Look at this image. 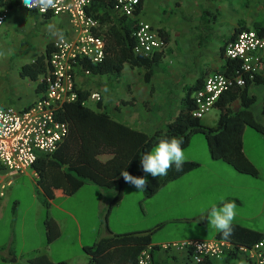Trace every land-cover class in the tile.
<instances>
[{
	"label": "crops",
	"instance_id": "obj_1",
	"mask_svg": "<svg viewBox=\"0 0 264 264\" xmlns=\"http://www.w3.org/2000/svg\"><path fill=\"white\" fill-rule=\"evenodd\" d=\"M2 7L0 5V11ZM94 7L90 8L92 14ZM102 8L96 13L102 14ZM114 17L120 16L115 14ZM127 18L151 23L166 41V48L157 51L163 52V56L152 66L149 81L146 79L148 69L144 66L133 67L126 62L121 72L100 74L85 68L81 61L75 68L76 83L78 90L89 92L85 101L87 106L96 111H106L118 122L151 133L177 118L188 86L197 84L201 87L210 73L220 71L226 62L225 45L239 30L264 28V0H142L136 14ZM113 23H103L98 31L106 36ZM71 34L72 26L65 14L42 15L25 9L21 4L10 7L6 21L0 25V107L13 105L25 109L43 95L46 88L44 79L49 70L48 50L53 51L60 37ZM41 57H44L47 70L27 69L28 74L24 75L23 69ZM258 78L260 81H252L246 91L253 99L250 110L264 125L257 117L264 116V55ZM94 92L100 94L99 101L90 97ZM230 107L234 112L243 109L242 98L231 102ZM220 112V108L214 106L207 117L209 120L203 121L206 115L201 122L215 127ZM247 128L245 126L242 134L243 149L247 159L252 160L245 146ZM258 137L264 140V132L258 131ZM74 148V145H69L70 150ZM113 157V153L107 152L96 156L101 163H107ZM67 169L68 164L64 163L41 176L33 167L27 173L17 175L4 196L0 194V264H35L34 260L40 257L54 263L90 264L87 247L96 241L133 230L146 231L159 223L164 224L153 230L151 243L147 246L152 248L153 264H197L192 259L191 250L177 248L174 244L223 238L208 223L211 207L228 201L241 204L236 196L218 199L198 212L193 226L182 231L184 236L158 240L154 238L155 232L168 223L188 219L187 216H172L167 221L150 224L155 218L157 198L164 194L161 190L168 186L165 198L172 207L175 192L179 191L175 182L185 177L187 172L168 180L151 196H147L145 191L139 193L133 185L125 183L121 199L110 206L117 186L104 187L88 182L71 193L73 182L63 176ZM257 170L258 174L254 176L261 185L254 187L263 194L261 209L249 218L240 216L237 211L233 226L264 232V226L260 224L244 226L241 222V219L252 222L264 213V170ZM6 178L0 170V181ZM252 188L247 186V190ZM93 214L96 222L91 228L89 222L93 220ZM231 237L226 240L239 242ZM210 261L212 264H234L231 257Z\"/></svg>",
	"mask_w": 264,
	"mask_h": 264
},
{
	"label": "trees",
	"instance_id": "obj_2",
	"mask_svg": "<svg viewBox=\"0 0 264 264\" xmlns=\"http://www.w3.org/2000/svg\"><path fill=\"white\" fill-rule=\"evenodd\" d=\"M23 0H0V5L12 7L21 4ZM142 2V0H141ZM93 14L98 18L99 26L103 23L114 22L107 30L106 51L107 55L102 63H92L87 60L84 67L94 73L106 74L121 72L126 62L133 67L144 66L148 70L146 79L149 81L152 75L153 65L163 56V52H155L151 55L136 54L135 30L137 21L118 15L114 11V0H93ZM141 5V4H140ZM102 6L104 8H102ZM140 7V6H139ZM100 8L102 14L96 13ZM117 14L120 17H114ZM113 18V19H112ZM243 30V29H241ZM239 30V32L241 31ZM264 35V28H257ZM101 34V31H98ZM238 32V33H239ZM237 33V34H238ZM233 36L230 40L234 39ZM229 42V41H228ZM52 50H48L47 58ZM225 56V48H224ZM225 65L220 72L227 74L235 73L241 67L240 62L226 57ZM48 62V61H47ZM27 69L32 71H46L44 57L39 58L35 64L25 67L23 74L27 75ZM36 76V74L29 72ZM247 84L244 88L234 87L221 95L215 106L221 110L218 124L215 127L206 126L200 118L193 115L195 101L192 94L200 88V85L188 86L186 96L183 98L179 115L164 128H158L151 133L133 128L125 123L118 122L106 111H96L85 104L89 92L79 89L77 98L65 102L59 111L58 118L69 123L70 130L64 143L52 154L41 155L34 163L41 176L51 168L62 167L68 164L67 171L63 176L73 182L69 192H75L85 183L93 182L104 187L117 186V192L112 196L110 206L118 202L123 193V185L126 183L121 175L122 171H128L136 177H145L142 170L141 157L149 152L150 148L157 144L162 137H183L182 147H186L194 133L201 132L206 135L211 154L216 159H224L232 164L240 172L257 175V168L247 159L244 149L242 134L245 126H250L264 132V125L260 123L250 110L253 99L247 95V86L252 82H259L258 75L251 80L247 75ZM199 86V87H198ZM241 97L243 109L234 112L230 103ZM264 114V103L263 110ZM68 144V146H64ZM75 146L70 150L69 145ZM113 153L114 157L107 163H101L96 156L100 153ZM200 165L194 160H186L182 172L169 170L166 176L146 178L148 184L144 190L147 196L153 195L168 180H172ZM117 177H119L117 179ZM159 223L146 231H130L108 238H102L93 245L87 247L91 256L90 264H135L141 251L151 243V234L163 226ZM232 239L240 244L252 245L264 239V232H257L240 226H233ZM51 238V232L48 231ZM222 237V235L220 234ZM35 264H66L65 262L54 263L40 257L34 260ZM198 264H212L208 259Z\"/></svg>",
	"mask_w": 264,
	"mask_h": 264
},
{
	"label": "built area",
	"instance_id": "obj_3",
	"mask_svg": "<svg viewBox=\"0 0 264 264\" xmlns=\"http://www.w3.org/2000/svg\"><path fill=\"white\" fill-rule=\"evenodd\" d=\"M92 3L93 0H56V7L46 10L39 7L29 9L21 3L25 9L42 15H67L72 34L60 37L51 52L43 95L25 109L13 105L0 107V170L7 176L0 181L1 196L17 175L32 170L38 157L54 153L67 137L69 124L58 118V114L65 102L77 98L76 66L82 60L97 64L106 58V40L97 32L99 21L90 12ZM140 4L141 0H114V11L121 16L133 17ZM9 13L10 7L1 8L0 25ZM134 34L136 54L151 55L167 46L158 29L147 21L138 19ZM263 55L264 35L256 29L241 30L225 45V56L239 61L241 67L232 74L210 73L193 93V115L200 119L205 117L223 93L235 86L245 87L246 75L254 80L260 73ZM90 97L101 99L97 92L91 93ZM174 246L191 250L192 259L197 264L205 259L224 257H231L234 264H264V239L247 245L214 237ZM135 264H153L152 248H144Z\"/></svg>",
	"mask_w": 264,
	"mask_h": 264
},
{
	"label": "rangeland",
	"instance_id": "obj_4",
	"mask_svg": "<svg viewBox=\"0 0 264 264\" xmlns=\"http://www.w3.org/2000/svg\"><path fill=\"white\" fill-rule=\"evenodd\" d=\"M206 115L203 121L209 120L207 117L210 114ZM257 117L264 123V116L259 117L257 115ZM155 145L150 148L149 152ZM245 146L247 154L252 159H249L250 162L255 167L264 170V150H262L264 140H261L258 137V131L250 126H248L245 134ZM183 150L185 161L194 160L199 162L200 165L188 171L185 177L175 182V186H177L179 191L175 192L172 207L168 203L167 198H165L168 186L161 190L164 194H159L157 198L158 206L154 210L155 218L151 219L150 224L154 225L160 221H167L172 216H187L188 219L185 222L168 223L155 232V239L162 240L167 239L168 236H184L182 231H186L187 226H193V220H195L198 212L208 208L212 202L226 196H236L241 200V204H237L236 211L242 217H253L260 211V200L263 194L262 191L254 186L261 185V182L252 174L240 172L224 159H215L211 154L205 134L201 132L194 133L190 138L189 144ZM150 177V174H146V178ZM247 186L253 188L247 190ZM138 192L143 193V191L139 190ZM95 222L93 214V220L89 222L91 228L94 227ZM241 222L244 226H254L255 223L258 226L259 224L264 226V213L252 222L245 219H241ZM170 227H173L172 231H170Z\"/></svg>",
	"mask_w": 264,
	"mask_h": 264
},
{
	"label": "clouds",
	"instance_id": "obj_5",
	"mask_svg": "<svg viewBox=\"0 0 264 264\" xmlns=\"http://www.w3.org/2000/svg\"><path fill=\"white\" fill-rule=\"evenodd\" d=\"M23 4L32 9L39 7L41 10L56 7V0H23ZM107 91V89H105ZM183 137H162L150 152L141 157L142 170L152 177L166 176L169 170L175 168L182 172L185 161L183 150ZM121 175L126 183L133 185L139 191H144L148 184L145 177H136L128 171ZM237 205L234 201L223 202L222 205H213L208 213V223L215 228L224 239H228L234 232L233 221L237 215Z\"/></svg>",
	"mask_w": 264,
	"mask_h": 264
}]
</instances>
